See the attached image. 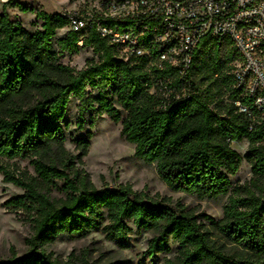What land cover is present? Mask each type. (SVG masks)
<instances>
[{"label":"trees","instance_id":"1","mask_svg":"<svg viewBox=\"0 0 264 264\" xmlns=\"http://www.w3.org/2000/svg\"><path fill=\"white\" fill-rule=\"evenodd\" d=\"M37 17L44 22L42 30L29 34L8 13L0 14V158L28 160L34 170H12L0 162L4 181L24 190L4 206L22 213L33 231L28 254L13 253L0 264H71L44 248L63 236L85 239L98 231L127 248L128 221L154 233L149 256L168 251L170 240L178 243V255L164 264H264V120L249 118L235 105L241 95L233 72L240 57L232 41H201L188 75L191 93L182 96L174 70L148 66L144 58L126 61L96 31L82 48H92L97 63L80 71L62 64L61 53L82 49L81 34L70 30L60 13L39 12ZM64 28L68 33L56 51L53 40ZM153 77L170 78L182 97L165 100L151 94ZM88 89L97 90L96 99ZM216 93L228 95L229 103L220 100L223 111L212 107ZM73 97L81 102L82 114L92 107L96 116L106 114L121 123V135L135 146V156L153 165L172 192L200 201L229 195L222 218L204 216L208 227L179 211L171 199L149 197L129 184L97 189L81 168L92 133L76 140L77 155L66 148L63 121ZM245 139L249 147L243 157L232 144ZM244 159L253 178L231 192L229 176L237 174Z\"/></svg>","mask_w":264,"mask_h":264},{"label":"rangeland","instance_id":"2","mask_svg":"<svg viewBox=\"0 0 264 264\" xmlns=\"http://www.w3.org/2000/svg\"><path fill=\"white\" fill-rule=\"evenodd\" d=\"M93 0H12L7 7L0 5V14L6 12L16 27H21L29 34L42 30L43 20L37 13L59 14L65 9H83L91 6ZM68 29L57 31L53 40L55 50L59 51L58 40L64 38ZM99 55L92 48H82L78 53H61L60 62L76 71L97 63ZM94 100L98 96L97 90L88 89ZM228 95L215 94L213 108L223 111L224 104L229 103ZM110 99H114L110 96ZM93 106L98 107L96 102ZM81 102L73 97L67 107L63 127L67 134L66 148L77 155L76 140L92 133L89 154L83 159V168L89 175L97 189H117L121 185L129 184L134 191L144 193L149 197L171 199L172 204L190 216L198 218L199 222L210 227L204 216L219 220L223 215V207L228 196L216 200L200 201L185 193L172 192L161 180L155 167L135 156V146L121 135L122 124L110 116L103 114L96 116L92 107H88L82 114ZM123 116L125 113L123 112ZM80 122L83 128L80 127ZM233 149L245 156L249 142L245 139L232 144ZM0 162L12 170H28L34 174L33 167L28 160H3ZM253 178L251 165L244 159L240 170L229 176L230 190L237 186L250 184ZM263 184V183H262ZM263 187V185H262ZM24 194V190L12 183L4 181L0 174V261L8 260L13 253L25 256L29 252L27 240L32 236V226L22 213H11L6 210L5 203L12 198ZM132 229L129 246L121 248L107 240L100 232H95L85 239H69L66 236L59 238L55 243L47 245L44 249L54 258L71 264H80L88 261L90 264H164L167 259L178 255L179 245L172 240L168 243V251L162 250L154 256L147 251L154 237V233L139 229L128 221Z\"/></svg>","mask_w":264,"mask_h":264},{"label":"built area","instance_id":"3","mask_svg":"<svg viewBox=\"0 0 264 264\" xmlns=\"http://www.w3.org/2000/svg\"><path fill=\"white\" fill-rule=\"evenodd\" d=\"M60 14L70 30L81 34L80 48L96 31L122 59L144 58L148 66L174 70L182 96L191 93L188 75L201 41L231 40L240 57L233 72L241 95L235 105L249 118L264 120V0H93L87 8ZM153 78L151 94L182 97L170 78Z\"/></svg>","mask_w":264,"mask_h":264}]
</instances>
